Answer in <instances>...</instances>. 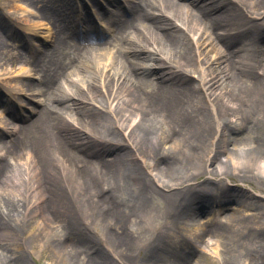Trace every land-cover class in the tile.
<instances>
[{"label": "bare ground", "instance_id": "obj_1", "mask_svg": "<svg viewBox=\"0 0 264 264\" xmlns=\"http://www.w3.org/2000/svg\"><path fill=\"white\" fill-rule=\"evenodd\" d=\"M36 2L47 22L34 18L22 30L37 50L50 40L49 51L21 59L11 53L20 47L8 42L11 27H0V88L8 95H0V130L11 136L0 148V264H29L24 247L36 240L42 256L51 249L70 264H108L79 259L87 255L79 244L91 238L82 211L95 208L98 229L127 261L159 220L149 246L171 238L180 253L188 241L212 264L223 263L224 246H245L238 264H264V210L253 201L246 208L255 213L234 210L223 187L209 188L210 200L193 184L218 155L210 176L234 169L232 177L264 179L261 151L247 172L223 144L244 129L264 148V0H122L104 34L89 12L107 13L98 0ZM11 62L20 64L14 75ZM21 98L38 107L18 126L24 118L11 102L21 111ZM153 195L164 204L158 217ZM213 209L218 217L205 221L216 230L186 219ZM163 257L160 264L178 263Z\"/></svg>", "mask_w": 264, "mask_h": 264}, {"label": "rangeland", "instance_id": "obj_2", "mask_svg": "<svg viewBox=\"0 0 264 264\" xmlns=\"http://www.w3.org/2000/svg\"><path fill=\"white\" fill-rule=\"evenodd\" d=\"M109 1H111L112 3H109V5L106 7L103 3L104 2L103 0H98L97 6L100 7L101 5H103L105 10L107 9V13L105 14L103 13L99 17L98 16L96 17L97 14L91 13L93 11L88 10L93 19L91 23L95 24V26L101 32H103V34L106 33L107 31V28L109 25L108 24L109 18L115 14L118 8L117 6H119L120 4L116 2L118 1L120 2L122 0H109ZM9 2L10 3H7L6 0H0V27H3L4 25L10 26L11 31H13L14 35L11 39H9L10 40L8 41L9 44L13 43V45H16L17 43H19L20 45L19 48L16 46L17 50L16 51L12 50L11 53L16 56L17 55L16 53L18 52L22 57L21 59H24V58H30V57L38 58L43 51H49L52 48V44L49 42L50 40L49 41L44 40L41 37L42 41L44 42V45L42 46L40 50H37V48L31 47L28 44L29 43L28 34L22 30V26H25V25L28 26L30 24L31 19L34 20L35 18L38 21L40 19H43L37 14L39 5L37 4L36 0H32V1L30 0H15V1L9 0ZM12 4H14L15 7L12 6ZM20 9L22 11L24 10L23 11L24 17H20V15L17 14L18 13L17 11H20ZM3 14H5L7 18H8V14H10L11 19L5 20L7 18H4L2 16ZM189 14H191V16L194 18V16L197 15V10L193 9V11ZM42 21H45V19H43ZM38 30L43 31V27L39 26ZM10 34L12 35V32ZM0 39H2V37ZM9 64L12 65L11 75H14V73L18 71L20 64L18 63L15 65L14 62H11ZM8 65H3V67L4 66L7 67ZM7 70H10L9 67H7ZM33 83H35V81H33ZM0 95L3 97L2 99H5V100L7 99L6 97H8L7 93L3 90V88H0ZM21 100H22L21 105H23V107H21V111H18V102H16V99L11 102L13 103L12 108L15 114H17L20 117V119L24 118L23 121L15 120L18 126L25 124L28 121V118H33L34 116L33 108L38 107V104L31 103L28 99L26 100L25 98H21ZM36 101L37 99H35V102ZM1 112H2V107L0 105V117H2ZM260 116H264V113L260 114ZM260 132H261L260 134H262L263 136L262 143L264 144V130ZM13 134L15 135V133ZM252 135L253 133H251V135L249 133H245L244 129H233L230 132V134H227V137L229 136V138H231L232 140L229 141V144L223 143L225 149L228 152L232 153L234 156L240 159V162L243 165V168L246 169L247 172L248 170H250L249 168H250L251 162L253 161L252 160L253 155L257 153L258 151L259 152L261 151L262 154L264 155V148L258 147L251 141L252 139L250 138V136ZM10 137H11L10 135H6L2 132V130H0V148H2V145H3L2 142H8L11 139ZM215 141L220 142L221 140H218L217 138ZM235 154H238V155H235ZM221 159H222V156L218 155L216 159L213 161V163L205 162L204 165L208 169V172L201 173L198 176V178L193 181V184L197 183L198 184L197 187L202 189L201 192H203V194H205L207 198L210 200H212L215 197V193H209L207 192V190L211 188L213 191V188H214L213 186L216 184H218L216 186L223 187L226 190V192L231 195V198L234 201V202H231L230 204L231 208H233L234 210L235 209L237 210L245 209L243 210V212L255 213L252 210L246 208V204L252 201L255 204H257L258 209L264 210V179L248 177L247 179L243 180L242 178H239L236 176L232 177V173L233 174L237 173L236 170L234 169L225 170L228 172L229 174L228 176H224V177L210 176L211 171L220 166ZM214 179L216 182H214ZM158 185H160L158 182L153 184V186L156 189H159ZM205 187L207 188L206 190H204ZM153 196L154 198L151 200V213L155 215L156 217H158L163 212V209H161V207L164 204L162 203L161 199H158L155 195ZM97 210L98 209L95 208V209H86L82 211L83 217H85L89 222V228L91 230V238L89 240L85 239L81 244H79L81 248H84L86 250V254H87L85 256L83 253H80L79 255H81V257L80 258L78 257L80 260L83 258L85 260L86 257L88 259L97 257V261L100 258H104L108 264H143L142 261L145 264H160L162 263V259L164 258L163 257L164 255L166 256L171 255L172 262L174 260H178L177 264H212L211 261L208 262V260L206 259L207 257L206 255L196 250L195 247L192 246L188 241H185V242L182 241V243L185 244V246H183L180 253H176L173 251L175 248L172 244L171 238H168V239L166 238L163 244L159 248H154L153 246H149L150 239L152 238L151 235L155 231L152 229H154L158 223H162V222H159V220L152 221L150 223L149 228L148 227L146 228L144 236H142L138 241L135 242L132 252L130 254L131 258L134 261L133 262H131V260L127 261L124 259V254L121 255V253L118 251L117 248L112 247V245L108 243V239L106 240L104 234H102L101 230L98 229L97 225L99 223L98 220L100 217L98 216ZM213 210H214L213 212L209 210V211H204V213H199L198 215H196V217H192V215H189L186 219L187 220L191 219V221L195 219L196 220L195 224L197 225H194V227H197L199 229L206 228L208 230L210 229L216 230L214 226L208 227L206 225L207 220L205 221V219H207L208 217L214 216V215L215 217H218L216 216L218 214L217 210L215 209ZM229 210L227 211L232 212V209H229ZM227 211L225 212L227 213ZM222 219L223 217L221 218V220ZM56 228L59 229V227L55 224L53 228L51 229V231L55 230ZM172 228H174V226ZM36 242L38 241L36 240ZM36 242L33 241L24 247L27 253H24L23 257L26 261H28L29 264H70L68 262V259L62 254V252L61 254L57 252L58 250L46 249V255L42 256L34 248L35 247L34 245L37 244ZM66 244H68V242ZM201 245L202 243L199 245V250H200ZM27 246H29V249H26ZM244 247L245 246L238 247L237 252H235L236 248L234 246L227 245L221 248L222 250L221 257L223 258L222 264L241 263L242 260L240 262L238 261L240 259H244V256H246L244 255L245 253L243 251ZM21 251H23V249H21ZM229 253L234 254V255H239V256L238 257L233 256L231 258ZM89 264H93V263L91 262Z\"/></svg>", "mask_w": 264, "mask_h": 264}]
</instances>
